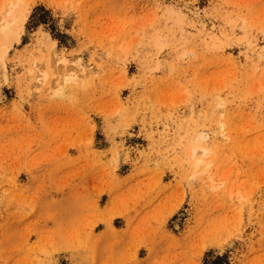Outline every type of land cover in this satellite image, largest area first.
<instances>
[{"label": "rangeland", "instance_id": "374dc122", "mask_svg": "<svg viewBox=\"0 0 264 264\" xmlns=\"http://www.w3.org/2000/svg\"><path fill=\"white\" fill-rule=\"evenodd\" d=\"M0 264H264V0H0Z\"/></svg>", "mask_w": 264, "mask_h": 264}, {"label": "bare ground", "instance_id": "6f19581e", "mask_svg": "<svg viewBox=\"0 0 264 264\" xmlns=\"http://www.w3.org/2000/svg\"><path fill=\"white\" fill-rule=\"evenodd\" d=\"M4 27V26H3ZM2 27V28H3ZM5 28V27H4ZM67 63H66V61L65 60H62V68H63V74H62V80L64 81V82H69V81H71V80H76V78L78 77V73H77V70H75V69H67ZM43 81H45V77H44V74H42V77L40 76L39 78H36V82L38 83V85L39 84H41ZM204 151V150H203ZM195 154V150L193 149L192 150V155H194ZM202 162V160L200 159V160H198L197 162H196V164L198 165L199 163H201ZM196 165V166H197Z\"/></svg>", "mask_w": 264, "mask_h": 264}]
</instances>
